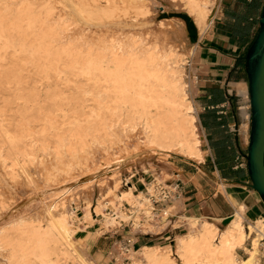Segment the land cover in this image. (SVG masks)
<instances>
[{
	"label": "rangeland",
	"instance_id": "1",
	"mask_svg": "<svg viewBox=\"0 0 264 264\" xmlns=\"http://www.w3.org/2000/svg\"><path fill=\"white\" fill-rule=\"evenodd\" d=\"M100 1L103 4L106 2ZM112 1L115 3L112 7L116 9L112 18L95 21L90 19L85 11L86 4L92 0H0V16H6L5 11H9L8 27L15 28L11 31V39L17 45V49L12 47L7 53L0 51V70L10 69L22 80L19 84L0 85V264H40L34 256L32 245L26 239L32 234L33 227L39 224L47 226L46 209L51 203L60 204V200H76L77 211L70 223L77 232L71 244L77 249L80 248L82 255L91 264H133V254L125 255L126 244L129 240L132 244L137 240L120 236L118 238L123 230L118 229L116 234V230L109 229L110 224L106 222L103 213L106 215L108 208H116L123 201H127L120 200L119 196L129 190L126 185L128 182H137L135 176L152 173L154 176L147 179L148 184L153 179L166 182L159 177V170H162L169 160L180 157L186 159L175 153L157 151L143 141L128 140L125 145L113 146L111 140L120 134L119 130L113 127L111 136L103 131L93 134L91 124L95 119L91 117V113L96 109L88 93L91 89L90 76L84 72L81 64L84 63L82 58L97 47L106 46L112 40L114 42L134 39L142 43L143 47L159 41L164 47L163 42L166 43L165 48H169V45L178 48L181 58L185 60V81L191 89L190 100L197 111L198 126L204 136L201 145L204 155L206 135L200 124L202 109L196 98L198 85L191 67L196 46L193 33L197 30L202 36L212 28L214 22L201 30L177 0H152L157 3V8L153 9L152 16L145 18L136 16L133 10H130L129 0ZM207 1L211 10L209 15L212 17L215 14V21L220 14L221 0ZM29 8H33L41 19L35 32L39 35L49 34L51 49L60 53L71 52L74 58L82 61L79 65L67 67L66 65L73 63L65 54H61L60 57H63L58 60H53V55L42 54V58L34 62L26 53L21 52V32L26 28L16 17L26 14ZM125 9L127 11H124ZM170 25L180 29L177 35L169 32L167 26ZM26 39L29 45H37L34 35ZM102 42L107 43L102 45ZM33 64L59 66L55 71H48L49 74L45 76ZM24 87L37 90L38 106L43 107L42 112L30 120L28 132L22 129L21 118L26 107L22 101L17 100ZM243 91L246 89L238 92L232 90L230 95L236 96L235 93H238L237 112L244 121L241 133L249 145L251 109L247 106L250 98L247 91ZM52 94H57L56 98L52 99ZM49 112L53 129L44 118ZM79 115L81 116L78 117ZM102 116L108 118V122L113 126L119 124L115 122L117 117L111 113L102 112ZM123 118L121 117L122 120ZM6 131L9 132L8 136L22 140L20 147L12 148L10 142L4 138ZM95 138H100L98 145L93 144ZM116 187L118 192L110 193L106 200L110 203L108 207L97 205L96 199ZM143 190L139 189L138 194ZM135 195L137 196L136 192ZM88 206L89 209L86 208ZM87 214L89 219H85ZM95 224L101 235L107 233L110 236L115 235L118 239L111 256L104 260L90 255L86 241H83L86 235L84 231ZM169 226L170 222L164 226L154 222L142 231L151 234L162 233ZM218 230L223 232L225 229ZM110 231L112 232L109 233ZM22 245H25L23 250L29 253L26 261L19 259ZM175 245L176 243L172 246ZM246 249L250 250L248 241L242 249L236 250L242 259L248 258ZM260 254L258 261L264 264ZM14 255L16 256L12 261ZM126 258L131 259L125 262Z\"/></svg>",
	"mask_w": 264,
	"mask_h": 264
},
{
	"label": "bare ground",
	"instance_id": "2",
	"mask_svg": "<svg viewBox=\"0 0 264 264\" xmlns=\"http://www.w3.org/2000/svg\"><path fill=\"white\" fill-rule=\"evenodd\" d=\"M177 1L182 4L183 10L194 18L196 25L201 30L208 24H213L215 14L210 17L211 10L207 0ZM128 3L130 10H133L136 16L143 18L152 16L153 9L157 8V3L152 0H129ZM112 5H115L112 0H106L104 4L100 0H92L86 4L85 11L90 19L104 21L112 18L115 13L116 9L114 10ZM5 13H7L6 16H0V51L7 53L10 48H16L17 45L11 39V31L15 28L8 27L7 16H10V13L9 11H5ZM16 19L20 20V23H24L26 28L21 32V52L26 53V56H29L32 61L40 60L42 54L44 56L53 55V60H58L63 57H60L61 54H65V57L73 63L66 65L67 67L71 68L82 62L74 58L69 51L61 53L53 51L49 34L39 35L35 32L41 19L33 11V8H29L26 14L16 17ZM170 26H167L169 32L172 35H177L180 29L173 26L170 28ZM33 35L37 45L32 44L31 46L26 41V37L29 38ZM172 37L174 38V36ZM104 43L102 42V45ZM163 43L166 47V43ZM93 44L96 45V43ZM169 46V48H165L164 45L159 44V41L153 45L148 43L143 47L142 43L134 39L115 40L114 42L112 40L106 46H96L97 48L92 53L82 58L84 63L81 65L84 72L90 76L91 81V89L88 93L91 95L96 109L91 113V117L95 119L91 124L92 130H94L93 134L103 131L111 136V127H113L120 133L111 140L113 146L125 145L128 140L143 141L162 153H175L189 159L202 161L204 155L201 145L204 136L198 126L197 111L190 100V87L185 81V60L181 58L176 46ZM0 60L2 59L0 58ZM33 66H36L40 73L47 76L48 71H55L59 65L33 64ZM11 83L19 84L22 83V80L10 69L0 70V85ZM57 94H52V99L56 98ZM38 97L35 88L26 87L17 96V100L22 101L26 107L21 115L24 132L29 131L30 120L35 119L36 115L42 112L43 107L38 106ZM102 112L116 116L115 122L119 124L111 125L108 118H103ZM50 115L49 112L44 118L49 123V127L53 129L54 125L50 120ZM65 116L66 114H64ZM121 117H124V121ZM119 118L120 120H118ZM8 135L9 132L6 131L4 138L10 142L12 148L20 147L22 140ZM99 139L95 138L93 144L98 145ZM126 185L129 186V190L121 193L119 199H126L132 203L137 199L136 188L129 182ZM117 192V187L107 190L105 194L96 199L97 205L108 207L110 203L106 200L110 193ZM60 201L62 202V200ZM61 202L55 205L51 203L52 205L47 207L45 215L47 226L39 224L33 227L32 234L26 240L32 245L34 256L40 264H91L82 255L80 248L77 249L71 244L73 236L77 232L70 223V219L75 218L77 211L76 200ZM86 208L89 209V206ZM103 215L108 221L107 215L104 213ZM89 217L87 214L85 219H89ZM181 219L188 227V234L179 237L175 241V247L170 245L167 247H142L140 250H135L134 243L132 244L131 241L126 250L133 254L131 257L133 264L261 263L260 260L258 261V256L260 241L264 233L262 219L256 221L255 224H250V239L253 242V249L245 250L248 255L246 259H242L236 252L237 249L244 247L249 237L244 226L243 213H238L223 232H220L215 224L207 221H200L196 218ZM23 248L25 250V245H22V249H20L21 257L19 259L23 258L26 261L29 253H26ZM15 256H12V261ZM138 257L142 259H138Z\"/></svg>",
	"mask_w": 264,
	"mask_h": 264
},
{
	"label": "crops",
	"instance_id": "3",
	"mask_svg": "<svg viewBox=\"0 0 264 264\" xmlns=\"http://www.w3.org/2000/svg\"><path fill=\"white\" fill-rule=\"evenodd\" d=\"M263 9L264 0H221L212 28L202 36L200 31L193 33L196 46L191 67L202 109L200 124L206 135L203 160L174 158L159 170L161 179L180 183L182 195L171 207L174 218L162 233L123 231L118 235L137 239L135 249L172 246L188 234L181 218L207 221L223 230L238 212L244 215L245 228L264 219V205L251 186L247 168L248 144L241 133L244 121L237 112L238 93L230 95L232 90L244 89L249 94L245 58L259 31ZM153 176H135V192L144 189ZM155 223L164 226L168 222ZM84 232L90 255L101 260L111 256L118 241L115 235H101L96 224Z\"/></svg>",
	"mask_w": 264,
	"mask_h": 264
},
{
	"label": "built area",
	"instance_id": "4",
	"mask_svg": "<svg viewBox=\"0 0 264 264\" xmlns=\"http://www.w3.org/2000/svg\"><path fill=\"white\" fill-rule=\"evenodd\" d=\"M136 193L137 199L134 202L123 201L120 206L106 210L108 220L106 222L110 224L108 228L116 230V234L118 229L137 232L153 225L154 222H171L174 215L170 209L182 195L180 183H169L155 179L144 188L141 194ZM246 230L249 233L247 239L249 247L253 249V242L250 239V225L246 226ZM130 244L131 241L129 240L126 246L129 247ZM133 246L135 249V243ZM260 253L264 262V233L260 241ZM125 255L130 256L128 250H126ZM130 259L126 258L125 262H129Z\"/></svg>",
	"mask_w": 264,
	"mask_h": 264
},
{
	"label": "water",
	"instance_id": "5",
	"mask_svg": "<svg viewBox=\"0 0 264 264\" xmlns=\"http://www.w3.org/2000/svg\"><path fill=\"white\" fill-rule=\"evenodd\" d=\"M245 61L251 109L247 168L251 186L264 205V9Z\"/></svg>",
	"mask_w": 264,
	"mask_h": 264
},
{
	"label": "trees",
	"instance_id": "6",
	"mask_svg": "<svg viewBox=\"0 0 264 264\" xmlns=\"http://www.w3.org/2000/svg\"><path fill=\"white\" fill-rule=\"evenodd\" d=\"M259 32V31H258ZM257 35H258V33H257ZM257 37V36H256ZM255 40H256V38H255ZM245 157L247 158V152H246V155H245ZM218 163H219V165L221 166V162H220V159L218 160Z\"/></svg>",
	"mask_w": 264,
	"mask_h": 264
}]
</instances>
